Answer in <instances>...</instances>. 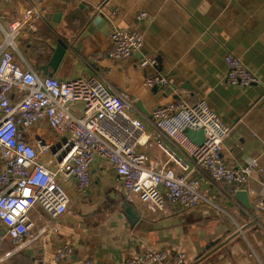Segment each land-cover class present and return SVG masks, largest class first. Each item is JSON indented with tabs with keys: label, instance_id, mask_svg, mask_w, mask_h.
Listing matches in <instances>:
<instances>
[{
	"label": "crops",
	"instance_id": "crops-1",
	"mask_svg": "<svg viewBox=\"0 0 264 264\" xmlns=\"http://www.w3.org/2000/svg\"><path fill=\"white\" fill-rule=\"evenodd\" d=\"M45 9L44 14L39 11ZM144 18L138 20V16ZM104 20L95 34L69 51L56 69L50 67L57 41L72 40L86 17ZM114 29L142 34V53L157 60L155 69L140 70V55L109 61L110 34ZM8 35L15 61L39 77L45 68L51 76L71 81L100 77L109 89L131 101L133 116H150L152 109L172 101L193 105L199 100L229 126L220 156L231 168H257L250 178L254 197L249 208L229 197L228 189L207 176L195 173L200 193L208 201L196 207L167 206L150 212L130 203L112 167L99 158L90 166V187L79 193L72 181L64 185L70 197L66 215L57 232L42 234L40 214L28 213L32 223L25 243L13 245L0 224V264H47L62 245L71 248L64 264H146L149 246L162 238L197 230L213 242H224L219 264H264V0H0V52ZM73 41V40H72ZM8 48V47H6ZM232 54L261 79L259 86L240 87L225 82V55ZM154 72L168 79L167 85L147 88L146 77ZM69 109L78 115L82 104ZM144 146L136 147L157 166L176 159L192 168L189 160L164 141L146 123ZM51 135L46 123L33 130ZM48 156L42 161H48ZM174 173L181 169L168 165ZM55 163L50 164L54 169ZM126 206L146 224L130 229ZM147 230V231H146ZM142 237V238H141Z\"/></svg>",
	"mask_w": 264,
	"mask_h": 264
},
{
	"label": "built area",
	"instance_id": "built-area-1",
	"mask_svg": "<svg viewBox=\"0 0 264 264\" xmlns=\"http://www.w3.org/2000/svg\"><path fill=\"white\" fill-rule=\"evenodd\" d=\"M45 9L39 11L44 14ZM144 14L138 16V20ZM109 61L140 55V70L155 69L156 59L142 53L143 36L136 31L114 29L110 34ZM0 52V224L5 238L21 245L30 236L32 223L28 213L38 212L42 234L56 233L59 221L69 210L70 197L64 185L74 182L79 193L90 187V166L99 158L112 167L130 203L137 202L150 212H162L167 206L196 207L208 202L200 193L194 174L207 176L228 189V196L246 192L253 198L250 178L255 161L246 167L231 168L220 156L230 131L199 100L193 105L172 101L151 110L150 116H133L134 106L122 94L106 87L100 77L92 75L71 81L53 76L39 77L30 68H22L14 59L13 43L8 35ZM8 47V48H6ZM225 82L228 85L259 86L261 79L232 54L225 55ZM159 72L146 77L147 88L167 85ZM79 101L82 109L72 113L69 104ZM46 123L51 135L41 136L33 130ZM155 132L178 153L186 157L191 169L174 158L161 142L158 145L181 169L157 166L136 151L144 146L145 128ZM202 131L203 141L196 145L185 131ZM48 156L43 162L42 157ZM55 163L54 169L50 164ZM71 248L62 245L47 264H64ZM80 264H95L85 260Z\"/></svg>",
	"mask_w": 264,
	"mask_h": 264
},
{
	"label": "water",
	"instance_id": "water-1",
	"mask_svg": "<svg viewBox=\"0 0 264 264\" xmlns=\"http://www.w3.org/2000/svg\"><path fill=\"white\" fill-rule=\"evenodd\" d=\"M104 20L100 15L86 17L79 24L80 32L72 40L64 42L57 41L52 48V57L50 67L56 69L58 64L68 54L69 51L79 52L81 43L95 34V28L99 27ZM43 75L50 77L46 69H43ZM186 135L196 144L200 145L203 141V132L185 131ZM234 198L243 206L249 208V199L246 192L238 191ZM126 218L130 223V229H140L146 222L141 221L136 210L126 206ZM224 242H213L206 238L197 230H189L179 235L162 238L153 242L148 248V259L146 264H219L218 258Z\"/></svg>",
	"mask_w": 264,
	"mask_h": 264
},
{
	"label": "rangeland",
	"instance_id": "rangeland-1",
	"mask_svg": "<svg viewBox=\"0 0 264 264\" xmlns=\"http://www.w3.org/2000/svg\"><path fill=\"white\" fill-rule=\"evenodd\" d=\"M130 209L132 210V207H130ZM132 230V229H131ZM136 230V229H135Z\"/></svg>",
	"mask_w": 264,
	"mask_h": 264
},
{
	"label": "bare ground",
	"instance_id": "bare-ground-1",
	"mask_svg": "<svg viewBox=\"0 0 264 264\" xmlns=\"http://www.w3.org/2000/svg\"><path fill=\"white\" fill-rule=\"evenodd\" d=\"M147 231V230H146ZM142 238V237H141Z\"/></svg>",
	"mask_w": 264,
	"mask_h": 264
}]
</instances>
